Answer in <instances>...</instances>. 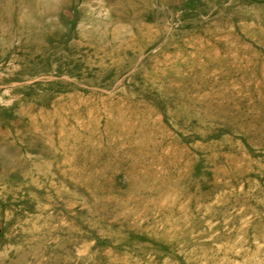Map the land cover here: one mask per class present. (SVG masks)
I'll use <instances>...</instances> for the list:
<instances>
[{
    "label": "rangeland",
    "instance_id": "1",
    "mask_svg": "<svg viewBox=\"0 0 264 264\" xmlns=\"http://www.w3.org/2000/svg\"><path fill=\"white\" fill-rule=\"evenodd\" d=\"M0 264H264V0H0Z\"/></svg>",
    "mask_w": 264,
    "mask_h": 264
}]
</instances>
